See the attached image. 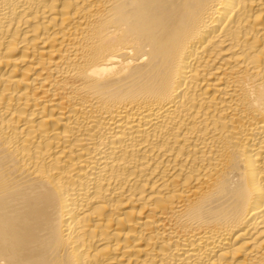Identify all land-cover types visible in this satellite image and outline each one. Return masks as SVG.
Returning a JSON list of instances; mask_svg holds the SVG:
<instances>
[{"label":"bare ground","instance_id":"1","mask_svg":"<svg viewBox=\"0 0 264 264\" xmlns=\"http://www.w3.org/2000/svg\"><path fill=\"white\" fill-rule=\"evenodd\" d=\"M0 264H264V0H0Z\"/></svg>","mask_w":264,"mask_h":264}]
</instances>
